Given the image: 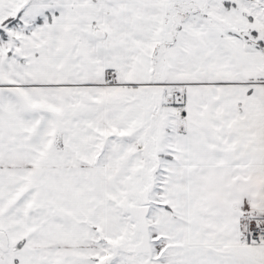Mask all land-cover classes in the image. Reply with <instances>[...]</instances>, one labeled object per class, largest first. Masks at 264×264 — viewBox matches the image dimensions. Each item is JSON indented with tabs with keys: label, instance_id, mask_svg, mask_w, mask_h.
Returning a JSON list of instances; mask_svg holds the SVG:
<instances>
[{
	"label": "snow or ice",
	"instance_id": "obj_1",
	"mask_svg": "<svg viewBox=\"0 0 264 264\" xmlns=\"http://www.w3.org/2000/svg\"><path fill=\"white\" fill-rule=\"evenodd\" d=\"M0 264H264V0H0Z\"/></svg>",
	"mask_w": 264,
	"mask_h": 264
}]
</instances>
